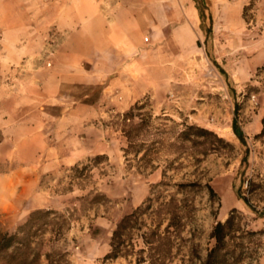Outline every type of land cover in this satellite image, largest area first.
Wrapping results in <instances>:
<instances>
[{
    "label": "rangeland",
    "instance_id": "rangeland-1",
    "mask_svg": "<svg viewBox=\"0 0 264 264\" xmlns=\"http://www.w3.org/2000/svg\"><path fill=\"white\" fill-rule=\"evenodd\" d=\"M195 2L197 43L169 47L162 68L166 73L147 78L151 93L142 98L145 107L140 112L145 127L132 131V154L127 158L119 128L110 125L118 114V110L109 112L111 105L100 107L102 118L94 121L79 111L82 122L87 121V125L74 126L87 137L82 145L56 138L61 133L44 113L71 112V101L84 93L92 98L96 94L92 89L65 86L58 107L47 105L43 98H38L44 102L42 109L16 107L29 92L24 75L50 69V52L39 51L37 62L29 59L20 66L0 58V110L28 128L19 136L38 130L34 141L10 140L9 133L0 132V177L4 179L0 194L15 191L18 197L11 204H0V234L15 233L36 210L55 212L29 248L12 261L10 252L0 254V264H130L123 258L103 259L111 232L161 181L170 184L169 194L176 193V184L209 183L213 188L216 196H209L204 188L176 195L189 205L184 236L192 234L201 257L214 245L210 235L215 224L223 223L235 209L239 218L227 239L231 253L227 264H258L264 254V137L255 135L262 129L264 113V0ZM30 3L38 8L45 4L44 0H3L0 29L16 25L20 4L29 7ZM19 69L22 74L14 76L13 71ZM233 118L244 143L232 131ZM189 125L210 134L182 141L178 135ZM14 127L11 124L9 129ZM46 144L55 147L54 167L44 168V157L29 156L32 149ZM76 146L85 153L77 164H89L87 160L97 154L107 157L82 180H74L71 172L77 158L65 160L63 156ZM137 149L139 156L133 153ZM231 256L239 261L235 263Z\"/></svg>",
    "mask_w": 264,
    "mask_h": 264
},
{
    "label": "crops",
    "instance_id": "crops-1",
    "mask_svg": "<svg viewBox=\"0 0 264 264\" xmlns=\"http://www.w3.org/2000/svg\"><path fill=\"white\" fill-rule=\"evenodd\" d=\"M44 3L42 8L33 3L29 7L20 4L17 9L20 21L11 28L0 29V58L17 66L29 59L37 62L39 51L51 53L50 69L24 75V80L28 79L25 89L29 92L19 100L17 108L23 104L42 109L44 102L38 98L47 101V105L61 106L58 100L63 98L65 86L96 91L92 98L90 93H84L73 99L71 112L44 113L57 127L56 132L61 133L56 138L64 140L63 143L77 141L82 145L87 141L84 132L74 129L75 125H87L80 118L84 112L85 119L98 120L102 118L100 107L111 105L113 109L109 112L118 110L115 121L135 103L143 102L142 98L151 93L147 78H159L166 73L163 69L167 49L197 43L194 29L199 24V10L195 0H44ZM19 71L14 70V76L22 74ZM53 100L56 104L49 102ZM13 117L0 110V132L9 133L10 140L38 138V130L29 136H19L28 128L13 121ZM11 124L16 127L9 129ZM29 128L32 130V124ZM78 147L63 154L65 160L77 158L72 166L85 154ZM54 149L46 144L40 150L32 149L29 156L44 157L42 166L54 167ZM15 198H18L15 191L0 194V204H11ZM258 264H264V254Z\"/></svg>",
    "mask_w": 264,
    "mask_h": 264
},
{
    "label": "trees",
    "instance_id": "trees-1",
    "mask_svg": "<svg viewBox=\"0 0 264 264\" xmlns=\"http://www.w3.org/2000/svg\"><path fill=\"white\" fill-rule=\"evenodd\" d=\"M262 68H264V64ZM144 107V102L135 103L113 122V125L119 128L120 135L125 141L126 146L123 148V152L126 158L132 154L130 153L132 131L145 127L144 120L140 115ZM237 109L238 105H236ZM261 125L260 133L255 135L257 139L264 137V113L261 118ZM231 128L239 141L244 143V135L235 118L232 120ZM206 134H210V132L204 128L189 125L178 136L182 141L193 142L195 137ZM133 153L139 156L141 151L137 149ZM142 158L143 156L139 159ZM106 159L107 157L104 155H96L87 160L89 164H75L71 168L73 179L82 180L86 178L85 173ZM174 186L176 193L169 194L167 188L170 187V184L161 181L145 201L116 223L111 232L109 251L103 258L105 261L112 262L123 258L130 260V264L228 263L231 253L227 250V239L236 230L234 223L235 219L239 218L237 210H231L223 223L217 222L215 224L210 235L211 239L214 240V245L206 251V256L203 258L191 239L192 234L190 233V238L184 236L185 212L189 205L186 200L176 198V195L188 190L195 191L197 188H204L209 196H216V194L209 183L203 186L196 183L176 184ZM243 200L250 206L247 199L243 198ZM54 214L55 212L52 210H36L29 215L26 222L15 233L0 234V254L7 256L10 252V260H14L23 248L30 247L33 237L48 225L46 219ZM231 258L235 263L239 261V257L233 258L231 256Z\"/></svg>",
    "mask_w": 264,
    "mask_h": 264
}]
</instances>
